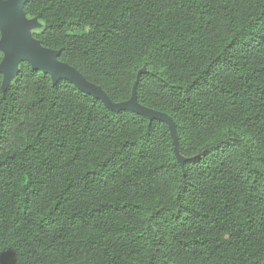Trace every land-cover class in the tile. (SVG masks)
I'll list each match as a JSON object with an SVG mask.
<instances>
[{
  "label": "trees",
  "instance_id": "1",
  "mask_svg": "<svg viewBox=\"0 0 264 264\" xmlns=\"http://www.w3.org/2000/svg\"><path fill=\"white\" fill-rule=\"evenodd\" d=\"M33 31L115 112L0 73L3 264H264V0H28ZM1 38V31H0ZM3 54L0 52V63Z\"/></svg>",
  "mask_w": 264,
  "mask_h": 264
},
{
  "label": "water",
  "instance_id": "2",
  "mask_svg": "<svg viewBox=\"0 0 264 264\" xmlns=\"http://www.w3.org/2000/svg\"><path fill=\"white\" fill-rule=\"evenodd\" d=\"M28 0H0V52L3 59L0 63V73L3 75L2 89L7 87L17 75L21 62H29L34 70H41L50 75L52 81L68 80L81 91L100 99L109 109L132 110L146 116L150 122L161 120L165 122L171 132L176 157L182 167L187 160L180 154L176 123L171 115L143 105L138 101L137 85L143 68L138 73L130 99L114 102L107 92L98 84L88 80L75 66L60 59L61 51L42 44L33 31L41 28L38 17L29 18L25 5Z\"/></svg>",
  "mask_w": 264,
  "mask_h": 264
},
{
  "label": "snow or ice",
  "instance_id": "3",
  "mask_svg": "<svg viewBox=\"0 0 264 264\" xmlns=\"http://www.w3.org/2000/svg\"><path fill=\"white\" fill-rule=\"evenodd\" d=\"M0 264H3L2 260H0Z\"/></svg>",
  "mask_w": 264,
  "mask_h": 264
}]
</instances>
